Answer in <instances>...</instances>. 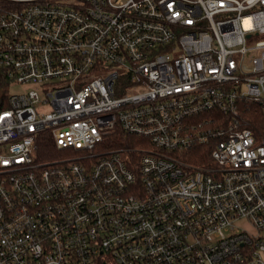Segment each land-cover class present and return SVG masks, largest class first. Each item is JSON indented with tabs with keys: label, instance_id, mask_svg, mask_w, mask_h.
<instances>
[{
	"label": "built area",
	"instance_id": "obj_1",
	"mask_svg": "<svg viewBox=\"0 0 264 264\" xmlns=\"http://www.w3.org/2000/svg\"><path fill=\"white\" fill-rule=\"evenodd\" d=\"M251 106L264 0H0V264H264Z\"/></svg>",
	"mask_w": 264,
	"mask_h": 264
},
{
	"label": "trees",
	"instance_id": "obj_2",
	"mask_svg": "<svg viewBox=\"0 0 264 264\" xmlns=\"http://www.w3.org/2000/svg\"><path fill=\"white\" fill-rule=\"evenodd\" d=\"M246 113H247V121L245 124H243V128H247V129H254L255 128V123H252L251 120L253 118H257L258 117V122H261V126L264 122V120L262 119V114L260 117V112L259 109L257 107H249L246 109ZM263 121V122H262ZM123 140L117 139L114 141V144L116 145V147L118 148H123V146L125 145L124 143H122ZM49 153H52V149L49 147ZM50 157V156H49ZM191 158H193V161H197L198 163H203L206 161L207 156L203 154V152L201 151V148L199 149H195V152L192 153Z\"/></svg>",
	"mask_w": 264,
	"mask_h": 264
},
{
	"label": "rangeland",
	"instance_id": "obj_3",
	"mask_svg": "<svg viewBox=\"0 0 264 264\" xmlns=\"http://www.w3.org/2000/svg\"><path fill=\"white\" fill-rule=\"evenodd\" d=\"M30 88H31V86L26 87L24 85H14V86L10 87L9 93L10 94H19V93L26 92L27 90H30ZM240 225H241V227L247 229L249 232L256 233L255 228L247 220L240 221ZM261 235L264 238V230L261 232Z\"/></svg>",
	"mask_w": 264,
	"mask_h": 264
}]
</instances>
